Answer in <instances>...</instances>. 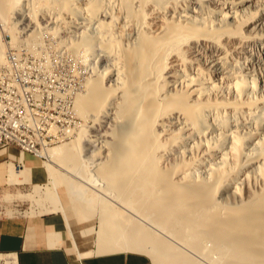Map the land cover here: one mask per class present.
<instances>
[{
  "label": "bare ground",
  "instance_id": "bare-ground-1",
  "mask_svg": "<svg viewBox=\"0 0 264 264\" xmlns=\"http://www.w3.org/2000/svg\"><path fill=\"white\" fill-rule=\"evenodd\" d=\"M261 5L0 0V28L11 37L0 35V60L8 43L29 50L53 35L57 50L84 64L83 89L73 100L83 124L73 139L44 149L49 161L97 191L86 197L85 185L44 163L86 221L98 206L99 226L81 230L96 234L94 246L82 251L59 194H46L62 213L76 254L139 252L154 264H264V34L255 35L264 29ZM242 27L249 34L239 35ZM251 39L259 61L249 85L241 71L225 70V59L230 49L250 51ZM225 44L231 48L223 50ZM199 55L215 70L199 68ZM30 104L38 105L32 95ZM17 171L11 166L10 181L18 180ZM12 255L0 259L16 264Z\"/></svg>",
  "mask_w": 264,
  "mask_h": 264
},
{
  "label": "rangeland",
  "instance_id": "rangeland-1",
  "mask_svg": "<svg viewBox=\"0 0 264 264\" xmlns=\"http://www.w3.org/2000/svg\"><path fill=\"white\" fill-rule=\"evenodd\" d=\"M258 3L260 5L261 4L264 5V0H258ZM210 6L213 9H215L217 7L216 4H210ZM253 10L255 11L256 9L253 8ZM0 22H1V18H0ZM2 28H0L1 39H4V36H5L6 40H10L11 37H7L9 35L8 30L4 29L3 26H2ZM19 29L20 28H18V30ZM240 32L241 33H239V35H244L245 33L249 34V31L245 27H242V30ZM261 34H264V29L258 28L255 31V35H261ZM43 37H44L43 44H39L40 53L49 52V45H48L49 42L47 40H50V42L52 43L51 46L54 47L53 49L57 50V48L59 47V42H60V40L57 36L44 35ZM19 39H21V38H19ZM249 44H250V46H249L250 51L246 50V49H241L238 47L234 48V49H230V51H232V52L234 51V52L231 54H228L227 58L225 57L227 59V60L225 59V61H226L225 67H227V68H225V70L227 69V71L232 72V73L233 72L236 73L237 71H241L244 75H246V78L248 79V81L250 83L252 81L251 80L252 77L255 76L254 72H256L255 70L257 68L255 63L259 61V58L257 57L259 45L256 41H254V39H251ZM37 45L38 44L32 46L31 49L33 48V50H34ZM225 45L226 46H224L223 50L226 51V47L231 48L230 45H227V44H225ZM11 46H14V45H12L10 43L6 44L5 49H4V53H3V57H2V60H0V63L1 62H10V57H17V55H24L25 51H29V50H27L28 48L25 49L24 46L23 47L18 46V47H16V50H9V54H6L7 50ZM58 51L64 52V51H61V49H59ZM230 51H229V53H230ZM76 57L77 56L69 54V59H63V68H66V69H69L72 71H77V73L80 74V79H85V75H86L85 73L86 72L83 69L84 64H83L81 58L78 56L77 59L79 62H71V60H76ZM195 58L200 59V61H198V67L199 68L201 67L203 70H205V72H209L210 70L211 71L215 70L214 68L207 65L208 64L207 62H206L207 64L204 62V59H202V56L199 55ZM232 69H234V70L237 69V70L233 71ZM20 72H22V73H29L30 72V76H25L24 78H23V74H13V81H19V86H20V89L22 91H25V90L29 91V84H33V91L45 90V83L44 82H34L33 83V79L38 78V71H33V65H20ZM226 75H229V73ZM232 75L233 74H230L229 76H232ZM256 78H257V76H256ZM53 80L54 81H63V74L62 73H53ZM1 82H4V84H5V80H0V83ZM251 84L252 83H250L249 85H251ZM261 84H263V82H261ZM257 86H260V80L258 78H257ZM82 89H83V87H82ZM82 89L79 92H81ZM249 89H247V90L249 91L250 96H252L253 95L252 88H249ZM32 96L34 97L35 102L38 105H43V98L41 97V95H32ZM57 107L60 109H68V101L67 100H57ZM39 114L41 115L40 116V120H41L40 123L47 124V129H57L58 123H64V115H57V116L56 115H50V114H53V107L52 106L41 107V111H39ZM68 114L73 115V118H75V120H76L77 127L74 128L73 125H66V129L68 128L72 132L71 134H69L70 137H67L68 134L66 132H63L59 136V141L51 143L50 145H48L44 149H48V148L57 146V145L63 143L64 141L71 140V139H73V137L77 136L78 129L80 128L81 124H83V120L74 113L72 102L70 104ZM104 131L105 130H103V132ZM71 136H73V137L71 138ZM44 149L41 152L42 156H34V155L23 153L24 154L23 158H29V163L27 161H25V164L23 161L22 162L21 161L16 162L18 169L22 168L21 165L24 166L23 168H25V171H23V172H21L20 170L17 171L18 181H24V182H21L20 184H16V185L4 184L3 186H0V213H1V215H14V214H19V213L28 214V211L33 212L35 214H37V213L38 214L49 213V211H47L45 209L51 208L54 204V203L52 204L53 200L50 199V196H51L50 194L51 193H58L60 198H61V201L65 205H67V209L69 210V213H68L69 219H72L73 222L76 223V225L74 226V230L77 233H78L79 229L82 230L85 227H89V226H94V228L98 227L99 223H100L99 218H98V213H99L98 206H94L95 212H93V213H95V214L93 215V219L86 221V219L84 217L83 209L81 208V205L77 202H72L69 200V195L67 193L66 187L63 186V184H61L60 182L57 184V187H55V184L53 182H51L50 174L47 171V169L45 168L44 163L50 162L51 164H53L52 168L54 170L55 175H57V176H61V175L68 176L75 183L82 184L81 186L85 185L83 177L81 178L77 174H74L72 172L71 173L68 172V170H66L62 165H60L58 163H53V162L49 161L48 158L44 155ZM32 162H34V163H32ZM33 166H38V168L37 169L35 168V170L32 169L31 171L29 170V172L26 173V169H31ZM86 171H87V168H86ZM88 171H89V169H88ZM91 172H93V171L91 170ZM196 172L201 173L202 171L200 169H197ZM92 177L95 179V175H93ZM29 178H32V180H33V181L31 180L32 183H39L40 189H41L40 193H35V189L33 188V184L30 182ZM25 180H27V181H25ZM87 186H89V188ZM36 187L38 188L39 186L37 185ZM83 187H86V188H84L86 190V195H85L86 197H88L89 195H92L93 189H94V193L96 191L95 188H93V187H95V185L92 184L91 182L89 185H85ZM47 192H48V194H47ZM32 193L34 194V195H32V197H30L29 195L26 196V194H32ZM46 194L50 195V196L48 197ZM83 197H84V195H83ZM94 205H96V203ZM95 235H96L95 233H91L90 235L83 236V239H85L84 240L85 242L92 243V241L95 242V240H94ZM94 242H93V246H94ZM0 264H5L4 260L0 259ZM153 264H154V262H153Z\"/></svg>",
  "mask_w": 264,
  "mask_h": 264
},
{
  "label": "built area",
  "instance_id": "built-area-1",
  "mask_svg": "<svg viewBox=\"0 0 264 264\" xmlns=\"http://www.w3.org/2000/svg\"><path fill=\"white\" fill-rule=\"evenodd\" d=\"M47 41V53H40L38 44L34 50L29 48L24 55L0 63V80H5V87L0 88V148L12 146L21 153L42 156V150L59 141L60 134L66 132V125L77 127L75 118L68 112L85 79H80L77 71L63 68V59H69V54L53 49L50 40ZM9 50H16V47L11 46L6 54ZM71 62L79 61L76 57ZM20 65H33V71H38L33 83L44 82L45 90L33 91V84H29V91H22L19 81H13V74H23L24 78L30 76V72H20ZM53 73H62L63 81H54ZM8 88H15V95H8ZM31 95H41L43 105H31ZM57 100H67L68 109L58 108ZM44 106L53 107L50 115H64V123H58L57 129H47V124L40 123L39 111Z\"/></svg>",
  "mask_w": 264,
  "mask_h": 264
},
{
  "label": "crops",
  "instance_id": "crops-1",
  "mask_svg": "<svg viewBox=\"0 0 264 264\" xmlns=\"http://www.w3.org/2000/svg\"><path fill=\"white\" fill-rule=\"evenodd\" d=\"M24 154L12 146L0 148V186L24 182L10 181L11 166L14 170H20L16 162L23 161L20 156ZM23 159L29 163V158ZM29 170L31 171V169H26V173ZM29 179L31 182L32 178ZM32 184L35 193H40L39 183ZM27 195L32 197L34 194ZM64 206L68 216L69 210L67 205L64 204ZM52 209L54 206L46 210L51 211ZM31 213L29 211L28 214L14 215H1L0 213V254H13L16 264H153L149 256L139 252L115 251L79 256L75 253L70 232L61 212L52 210V212L43 214ZM69 220L80 250L92 247L93 243L84 241L80 229L78 233L74 230L76 223L72 219ZM59 235L61 240L58 238Z\"/></svg>",
  "mask_w": 264,
  "mask_h": 264
}]
</instances>
